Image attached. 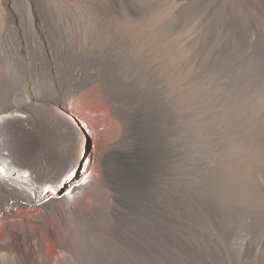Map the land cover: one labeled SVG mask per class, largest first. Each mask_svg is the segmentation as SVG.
Listing matches in <instances>:
<instances>
[{"label": "bare ground", "instance_id": "6f19581e", "mask_svg": "<svg viewBox=\"0 0 264 264\" xmlns=\"http://www.w3.org/2000/svg\"><path fill=\"white\" fill-rule=\"evenodd\" d=\"M170 1L172 13L158 16L156 33L143 32L133 54L127 50L134 64L138 59L133 56L141 54L148 61L141 62L158 75L161 95L156 98L161 99L167 118H177L171 117L172 123L165 117L163 123L164 119L172 123L173 131L183 127L184 116L176 114L178 104L171 105L176 101L188 122H194L180 143H171L173 152L167 148L165 159L161 151L157 157H143L136 148L123 150L125 140L134 137L138 105L123 109L99 90L121 89L101 70L78 81L69 76L54 59L44 32L52 19L44 15L39 0H30L35 9L32 29L48 64L47 75L37 76L33 62L22 57L28 53L27 43L20 41L26 30L20 28L14 0H4L10 13L2 18L18 26V43L13 55L0 45V264H94L101 254L109 261L111 255L112 264L122 262L124 254L132 257L130 264H166L165 246L170 264H264V28L259 25L264 24V0ZM238 21H247V28L242 29ZM181 30L182 36L176 38ZM235 48L252 60L249 66L243 54L231 57ZM215 66L219 78L211 85L219 89L231 78L232 96L221 92L228 85L208 94L189 90L198 74ZM91 84L95 89L79 96ZM169 90L177 99L170 104ZM96 92L88 107L105 124L102 140L93 133L97 130L93 121L92 127L74 108L69 109L77 94L78 104H89L90 93ZM229 97L235 104L231 109L234 139L229 142L238 150L228 172L232 175L226 176L232 201L219 209L206 189L220 183L213 179L223 153L211 154L223 150L221 134L230 122L218 121L222 103ZM213 119L215 129L209 125ZM84 125L94 138L89 152ZM167 140L165 145L170 144ZM180 146L184 147L181 154L176 153Z\"/></svg>", "mask_w": 264, "mask_h": 264}, {"label": "rangeland", "instance_id": "374dc122", "mask_svg": "<svg viewBox=\"0 0 264 264\" xmlns=\"http://www.w3.org/2000/svg\"><path fill=\"white\" fill-rule=\"evenodd\" d=\"M39 1L41 3L42 8L46 12V14L44 15L52 19L48 22V27L44 29L45 35L47 37V40L50 46L53 48L54 59L59 61L60 65L63 67L65 72L69 76H71L74 80L78 81L81 79L79 77H82V76L84 77L87 74L95 73L101 70V73L103 72L104 75L106 76L109 75L110 78L112 77L113 83L115 82L117 87L119 86V88L121 89L114 90V89H108V88H100L99 90H103L114 102H116V104L121 106V108L123 109L130 110L133 105L135 106L138 105L137 110H139L138 116L140 118L138 117V119L136 120L137 122L136 123L137 127L135 126L136 131L134 132V137L131 138L130 136L122 144V148L124 147L123 150L127 151V150H131L132 148L133 150H135L136 148L135 151L138 154H141L143 157L145 156L157 157V155L161 151L162 157L166 159V157L169 156L168 149H170L171 151L173 148L172 144L177 143V142L180 143L183 136L187 135L186 133V130L188 129L187 127L188 126L191 127L190 123H194V122H188V120L190 121V119L187 120L185 118V113L183 114V112L185 111L181 110L184 108H182L179 102L177 103L176 101L177 99H175V96L174 97L172 96L173 93H170V90H169L168 92L170 94L168 93L169 96L167 95L166 99L169 97L171 102L169 100L167 101L169 102V104L173 103L174 100L176 101V102L174 101L175 103L171 105L174 108L178 104L177 109L176 108L175 109H176V112H178L179 114L178 113L176 114L180 115L181 113V116L182 115L184 116V117L182 116L184 120L182 119L181 116L180 118L182 119L183 122L185 121V123L183 124V127L179 128V131L178 130L173 131L172 129L170 130L172 123L174 122L173 120H171V117H173L174 119H177V118L172 115L171 116L169 115L168 117L170 118H167L168 114L166 110L163 109L164 106L162 102L160 103L161 99L158 101L161 95L160 92L157 93L158 86H159L157 83L158 75L152 74V72L150 71L151 69L150 65L142 63V62H148V61L145 60L143 56H141V54H137L133 56L134 58L138 59L136 63L134 64L131 58L129 57V53L127 52V50H130L131 55L133 54L134 46L138 44L144 38L143 32H148L150 34L156 33L155 20L160 15H170L172 13V2L170 0H151V1L149 0H68L67 2H63L61 0H39ZM14 9L17 11V13L21 17L20 28H22L23 30H26L24 36L21 37L20 41L21 43H24V42L27 43L28 53L22 57L27 61L33 62L32 67L36 75L42 78L44 76L43 74L47 75L48 64H47V61L45 60L46 55L44 54L43 48L40 45L39 37L34 33L32 29L34 27L32 24L31 17H32V14L35 12V9L31 5L30 0H14ZM9 13H10V10L5 8L4 0H0V45L6 49L8 54L13 55L14 53L17 52L16 46H17L18 40H17V35H16V28L18 26L14 23H11L10 20H6L2 18V16L8 15ZM44 20L45 19L43 18V21ZM237 24L240 25L242 29H246L248 26L247 21H238ZM184 25L185 23H183V27ZM259 25L262 29L264 28V24L263 25L259 24ZM185 30H188V29H185ZM181 32L182 30L177 34L176 38H179V36H182ZM217 35L219 37V32H217ZM229 41L230 43H233L232 34L229 37ZM234 54H243L244 62L246 66H249L252 63V60H250L247 56H245L244 50H236L235 48V52L231 55V57ZM125 56L127 58H125ZM18 58L19 56L17 57V59ZM130 63L132 64L131 67H129ZM190 69H192V67H190L187 71H189ZM217 72L218 73L220 72V69L218 66H215L214 69L212 68L211 71L208 73L201 72V74H198L197 79L195 80L196 83L193 82L192 83L193 86L191 85L189 87L190 88L189 90L194 93L205 91L207 94L211 93V91H213L212 93L217 92L216 89L218 88L214 86V84L211 85L213 81H216L218 80L217 78H219V74ZM145 76H148V77H145ZM207 81L208 83H206ZM231 81L232 79L230 78L227 84L228 89L226 90L223 89L224 88L223 86L225 87L227 86L225 83L224 85H221V87H219L218 90H220V88L223 87L221 89V92L222 93L224 92L228 96H232L231 93L233 91V88L231 87H232L233 81L232 82ZM215 83H217V81ZM211 88H213V90ZM90 89L94 90L95 84H91L83 91H80V93H78L79 96L83 94L84 92H87V90H90ZM207 91H210V92H207ZM148 92L149 94H147ZM78 94L76 95L77 97H74L70 100L69 109L74 108L75 113L78 114V116L82 120L88 121L92 127H93L92 124L94 122L95 127L97 126V130L93 132L94 135L95 136L98 135V138L101 140L105 139L106 137L105 135L106 133L104 131L105 124L100 120L98 113L95 112V110L92 112V109L89 110V107H88L90 104H92L91 100L92 99L94 100V98H97L98 93L97 92L95 94L90 93L91 97H90L89 104H78L77 103V99L79 98ZM146 94L149 95V97ZM261 95H262V98H264V86L261 88ZM156 97H159V98H156ZM244 97H246V95H244ZM228 99L230 101L226 103ZM244 99H246L247 101V97ZM246 101L242 100V103L247 104L248 102ZM141 102L143 103L141 104ZM146 103H148L147 106L145 105ZM156 103H158V105ZM207 104L208 105L211 104L210 99L208 100ZM223 105H224V108H223ZM141 106L143 108H141ZM234 107H235V104H234L233 97L227 98L222 103L223 111L221 112L223 114L221 113V117H220L221 119H219L218 123L224 122L222 120H225L227 122L229 121L230 123L227 124L229 125L227 128H224V126H221V125L219 126L220 128H222L221 130H223L224 128L223 130L224 133L221 134V136H223V139L221 138V141L222 140L223 141L222 142L220 141L221 144L224 142L222 145L220 144L221 146H223V150L222 148L221 149L218 148V151L219 150L221 151V152L219 151L220 153L218 154L217 149H214L215 154H211L214 157L215 155L221 156V153H223L222 155L223 157H221L223 163L221 162L219 164L217 172H216L217 176H215V178L213 179V181L216 182L217 184L220 182L218 185L222 183L221 184V186H223L222 190H221V187H218V185L214 187V184H213V188H212V185L211 187L210 185H207V189H206L207 192L211 196H213L214 201H217L216 204L217 205L220 204L219 209L220 208L225 209V207L229 206L231 204L230 202L232 201L230 191L228 190V188L226 189L227 187L226 186V183H227L226 176L232 175V174H229L228 172L232 171L233 166L235 165L234 152L235 150H238V147L236 146L234 147V144L231 145V142L233 143L231 139L232 138L234 139V136L233 137L231 136L234 134L233 129H235V126H234L235 122L233 121L234 111H232ZM159 108L161 109V111L163 109V111L161 112ZM213 108H216V106L213 105ZM202 109L203 108H201L200 106L198 111H202ZM142 112H144V114ZM139 113L141 114L139 115ZM165 114L167 115L165 116ZM165 117L167 118V120L170 119L168 121L170 122L172 121V123L168 122L166 119H164V122L165 123L167 122V123L166 124L163 123V118ZM186 123H188V125ZM213 123H215L214 119L211 121L209 125L215 129V126H214L215 124ZM196 124H200V123H196ZM196 126L198 127V125ZM202 126H199L198 128ZM219 127L216 126V128H219ZM167 128L168 130H170L169 132L167 131ZM182 128H183V131H181ZM82 129H83L82 130L83 137L86 143V148H88L87 149L88 152L92 151L93 145H94L93 135L92 133H90V130L86 128L85 125L83 126ZM228 129L229 131H231V133L228 131ZM100 130L102 132L101 133L102 135L100 134ZM213 130L212 132L215 133V131ZM217 130L219 131V129H216V131ZM177 131L178 133L180 132V134L177 133V135L173 137V135ZM167 132L171 133L170 135H172L173 133V135L169 136ZM228 132L230 134H228L227 136ZM223 134L224 135L226 134V135L224 136ZM166 135L169 138H167ZM214 136L215 137L220 136V134L217 135L215 133ZM225 137L228 138V140L225 141L224 140ZM167 139H169V143H170L169 145L168 144L165 145V143H168ZM205 140L207 142L210 141L209 139L207 140V138H205ZM38 142L41 143V140H39ZM162 142L164 145L162 144ZM167 145L171 147L169 148ZM212 146L213 145L210 144L209 147H212ZM225 146L226 148H224ZM181 147L182 146L179 147L180 150L179 148L176 149V151L178 150L176 153L181 154V152L179 151H183L182 148H184V147L182 148ZM148 149L151 150L152 152L149 151ZM211 151L213 152V149ZM209 153H210V150H209ZM85 156L86 154L83 155V157ZM221 158L219 157L218 160L220 161ZM58 159L59 160L63 159L62 154L58 155ZM174 163L176 164L177 162L173 161V164ZM80 174H82V171ZM208 188H210V190ZM223 189H226V190L224 191ZM204 194H207V193L204 192ZM207 221L210 222L211 220L207 219ZM165 245H167V243ZM165 249H166L164 252L165 258L164 257L163 258L165 262H167L166 264H170L171 261H168V260H172V258H170V255H169L170 253L166 246H165ZM116 254H119V253H114V255ZM168 255L169 257H167ZM104 257L105 255L101 254L100 258H98L99 262L97 263V261H95L94 264L96 263L97 264H103V263L112 264L111 255H110V261L106 257H105L106 260H104L105 259ZM156 258L159 259L160 257H156ZM131 260H132V257L129 254H124L122 262H117L116 264H130Z\"/></svg>", "mask_w": 264, "mask_h": 264}]
</instances>
